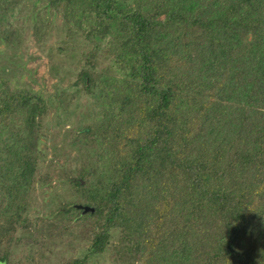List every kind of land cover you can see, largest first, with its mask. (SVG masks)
Listing matches in <instances>:
<instances>
[{"label":"trees","instance_id":"16d2710c","mask_svg":"<svg viewBox=\"0 0 264 264\" xmlns=\"http://www.w3.org/2000/svg\"><path fill=\"white\" fill-rule=\"evenodd\" d=\"M23 1L0 0L10 44ZM42 1L87 43L73 85L98 107L61 205L87 244L61 264H264V0ZM47 111L0 75V264L30 224Z\"/></svg>","mask_w":264,"mask_h":264},{"label":"rangeland","instance_id":"374dc122","mask_svg":"<svg viewBox=\"0 0 264 264\" xmlns=\"http://www.w3.org/2000/svg\"><path fill=\"white\" fill-rule=\"evenodd\" d=\"M6 28L14 40L10 44L0 39V75L48 103L42 119V161L28 211L30 224L16 233L18 245L10 264H61L82 255L87 244L85 224L74 221L72 213H63L61 205L75 200L64 174L84 153L72 149L69 142L77 130L92 124L98 112L94 97L73 85L88 45L42 0H24ZM109 65V59L98 54L96 69ZM47 159H53L54 170L46 169ZM88 263L110 264V256H91Z\"/></svg>","mask_w":264,"mask_h":264},{"label":"water","instance_id":"95a60500","mask_svg":"<svg viewBox=\"0 0 264 264\" xmlns=\"http://www.w3.org/2000/svg\"><path fill=\"white\" fill-rule=\"evenodd\" d=\"M74 207L77 208V209H80L82 211V213H85L87 211H93L92 207L83 206L81 204H75Z\"/></svg>","mask_w":264,"mask_h":264}]
</instances>
